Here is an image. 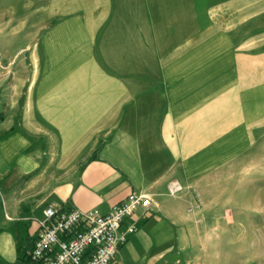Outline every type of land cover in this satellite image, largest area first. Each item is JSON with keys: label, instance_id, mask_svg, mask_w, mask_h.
I'll return each instance as SVG.
<instances>
[{"label": "crops", "instance_id": "crops-1", "mask_svg": "<svg viewBox=\"0 0 264 264\" xmlns=\"http://www.w3.org/2000/svg\"><path fill=\"white\" fill-rule=\"evenodd\" d=\"M261 95L264 0H0V264H31L45 206L130 192L109 264H226L190 193Z\"/></svg>", "mask_w": 264, "mask_h": 264}, {"label": "rangeland", "instance_id": "rangeland-1", "mask_svg": "<svg viewBox=\"0 0 264 264\" xmlns=\"http://www.w3.org/2000/svg\"><path fill=\"white\" fill-rule=\"evenodd\" d=\"M245 109L226 167L201 194L207 206L197 207L201 196L190 193L192 211L212 218L213 249L225 251L226 264H264V95Z\"/></svg>", "mask_w": 264, "mask_h": 264}, {"label": "built area", "instance_id": "built-area-1", "mask_svg": "<svg viewBox=\"0 0 264 264\" xmlns=\"http://www.w3.org/2000/svg\"><path fill=\"white\" fill-rule=\"evenodd\" d=\"M174 182L170 192L179 189ZM152 203L146 194L130 192L102 213L92 207L80 210L47 205L38 220V232L27 258L31 264H109L126 235L135 230L124 219L138 206Z\"/></svg>", "mask_w": 264, "mask_h": 264}]
</instances>
